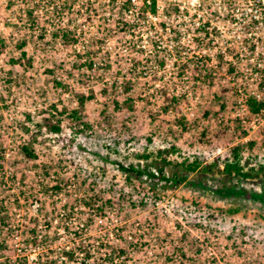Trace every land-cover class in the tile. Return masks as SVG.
<instances>
[{
    "label": "rangeland",
    "instance_id": "1",
    "mask_svg": "<svg viewBox=\"0 0 264 264\" xmlns=\"http://www.w3.org/2000/svg\"><path fill=\"white\" fill-rule=\"evenodd\" d=\"M120 2L0 0V38L7 48L0 57V264H51L80 231L93 258L101 257L102 242L124 248L117 264H264V203L223 199L216 194L221 176L191 174L180 166L225 150L233 142V135L226 139L228 127L242 134L236 98L226 93L224 81L197 84L189 67L193 53L181 60L127 51L134 16H122ZM169 3L161 0L160 6ZM186 6L192 10L190 0ZM151 32L143 39L154 40ZM216 73L223 80L225 72ZM114 83L118 88L103 95L105 84ZM126 87L133 88L135 111H128ZM77 93L95 99L80 108ZM74 110L90 128L72 119ZM57 120L62 132L53 135L49 125ZM31 135L36 141L30 142ZM30 143L35 161L22 152ZM171 146L177 153L169 157L166 174L185 183L134 192L139 182L128 180L117 164L155 171L159 150ZM58 183L61 190H53ZM258 185L248 190L256 192ZM91 200L94 207L86 204ZM109 200L101 216L99 208ZM236 206L243 209L239 215H222ZM63 260L55 262L81 264Z\"/></svg>",
    "mask_w": 264,
    "mask_h": 264
},
{
    "label": "built area",
    "instance_id": "2",
    "mask_svg": "<svg viewBox=\"0 0 264 264\" xmlns=\"http://www.w3.org/2000/svg\"><path fill=\"white\" fill-rule=\"evenodd\" d=\"M153 1L157 2V15L139 16L141 7ZM160 1L121 0L120 14L134 16V24L129 27L132 34L128 46L132 48L127 51L178 55L181 60L189 53L196 55L189 67L197 72L194 77L197 84L210 86L224 81L226 93L236 98L234 113L242 131L236 135L234 127H228L226 139L233 135V142L227 144L225 150L218 149L208 161L223 153L232 160L233 150L240 148L243 165L248 162L250 167L264 166V0H190L192 10L186 6L189 0H170L165 8L160 6ZM126 2L132 5L123 9ZM159 18L162 19L155 23ZM150 22L154 26H150ZM142 24L149 26L142 28ZM151 30L156 35L152 36L154 40H144V35L152 34ZM146 31L149 34L137 36ZM164 35H168L169 42L164 40ZM186 37H189L188 44L184 41ZM162 61L165 65L166 58ZM218 69L225 72L223 80L216 73L221 71ZM250 101H256L261 106L260 111L253 112ZM252 183L235 180V184L247 190ZM258 183L256 193L263 194L264 185ZM62 254L51 259L68 261Z\"/></svg>",
    "mask_w": 264,
    "mask_h": 264
},
{
    "label": "trees",
    "instance_id": "3",
    "mask_svg": "<svg viewBox=\"0 0 264 264\" xmlns=\"http://www.w3.org/2000/svg\"><path fill=\"white\" fill-rule=\"evenodd\" d=\"M131 2H126L123 9H127L129 6H131ZM177 10H175L176 13ZM122 12V11H121ZM31 16H32V12ZM147 13L157 15L158 9H157V2L153 1L151 5L144 4V6L141 7L140 11L138 12L139 16H145ZM123 14V12H122ZM69 40V35H64L63 37V43H67ZM26 43H24L21 46V50H23L22 47H25ZM128 48H132V46H127ZM6 45L5 41L0 38V57H2L6 53ZM27 55L25 52H22V58H25ZM20 61V60H18ZM18 61H14V63H18ZM90 69L93 71V73H97L98 70H94L92 66H90ZM56 87L58 88H63L65 89L64 85L60 82H56ZM118 88L117 84L114 83L113 86L109 87V84H105V87L102 90L103 95H108L109 89H114L116 90ZM133 88L126 87L123 94L126 96V102L128 105V111H135V105L130 104L134 102L133 98ZM77 95V101L79 103L80 108H84L86 103L88 101H91L95 99V96H84L82 94H76ZM173 100L176 101L177 98L176 96H173ZM129 102V103H128ZM251 110L253 112H258L260 111V105L256 101H250L249 103ZM119 104L115 102V109H119ZM171 109L166 106L163 107V111L168 113ZM225 110V106H221V111ZM206 117L211 116L210 112L205 113ZM72 119H76L80 121V126L84 128H90L87 122L83 121L81 119V112L80 110H74L72 112ZM29 121L31 120L30 117H28ZM155 119V118H154ZM40 126V125H38ZM183 130L186 131L187 128L183 127ZM49 132L53 135H60L62 132V128L60 125V121L57 120L55 124L49 125ZM36 141V137L31 135L30 142ZM149 143H152V139L148 140ZM33 143H30L28 145H24L22 147V152L24 153V156L29 160V161H35L37 160V156L33 148L31 147ZM177 153V147L176 146H171L170 149H164V150H159L158 156L161 158V165L157 167L155 172L149 168L148 166L141 167V166H134V165H124L122 163H118L117 167L118 169L125 175V177L128 180H132L135 178L139 182V186L134 189V192L140 193V189L143 191L145 190L146 185L149 186L150 191H156L160 188H167L170 187L171 189L178 188L181 185L185 183V178L183 177H178V176H173L169 177L166 174V167L169 165H172V162L170 160V156ZM145 159H148L145 157ZM182 168H184L187 172L193 174V173H200L205 176H210V177H217L221 176L222 177V188L218 189L216 191V194L219 195L221 198H247V199H252L256 202L264 203V193L259 194L256 192H251L248 191L247 189L241 187L239 184H235V180H238L239 183H243V181L246 182H260L264 185V166H254L250 167L249 163L247 162L245 165L242 164L241 162V157H240V148H235L233 150V159L230 160L229 158L224 156H219L213 159L212 161H201L199 162L198 160H195L193 162H188V160H185L180 165ZM247 169V170H246ZM65 181V180H64ZM70 182L69 180H66L65 183ZM201 183V182H199ZM168 185V186H167ZM189 185L195 186L193 182H190ZM53 190L60 191L61 190V183H58L56 186L53 187ZM113 201L109 200L106 201L105 204L100 210L101 216L105 215L106 209H107V204H112ZM88 206H93L94 207V200H91V203H86ZM144 206L146 204H143ZM242 207L236 206V207H230L228 210H221L222 215L227 216V217H235L239 215L242 212ZM215 218V216H210ZM67 230L70 231V229L67 228ZM84 233L82 231L76 232L73 235V246H71L70 249H65L62 253L64 257L68 259V261H75L78 259H81L82 264H117V258H120V255L124 254L125 249H118L116 247L110 246V244H104V242L100 243L97 249H103L101 257L100 258H93L92 255L95 254V252L91 251V247L89 244L86 242L84 239ZM36 239L38 238V235L35 236ZM97 243V242H96ZM95 243V245H96ZM96 250V249H95ZM99 253V251H98ZM171 261H174L173 257H170ZM51 264H56L55 260L52 259L50 262ZM219 264V263H217Z\"/></svg>",
    "mask_w": 264,
    "mask_h": 264
}]
</instances>
